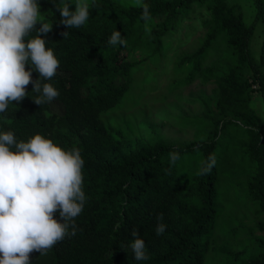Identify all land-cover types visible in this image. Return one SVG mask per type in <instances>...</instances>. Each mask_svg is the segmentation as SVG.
<instances>
[{
	"label": "trees",
	"instance_id": "16d2710c",
	"mask_svg": "<svg viewBox=\"0 0 264 264\" xmlns=\"http://www.w3.org/2000/svg\"><path fill=\"white\" fill-rule=\"evenodd\" d=\"M254 6L248 25L228 0H0V264H264ZM194 8L206 36L176 53ZM171 52V93L217 84L181 119L189 144L133 111ZM239 203L256 217L233 215Z\"/></svg>",
	"mask_w": 264,
	"mask_h": 264
},
{
	"label": "rangeland",
	"instance_id": "374dc122",
	"mask_svg": "<svg viewBox=\"0 0 264 264\" xmlns=\"http://www.w3.org/2000/svg\"><path fill=\"white\" fill-rule=\"evenodd\" d=\"M230 6L239 7L243 13L245 21L248 25L254 22L256 8L254 6V0H228ZM209 20V16L206 15L205 10L202 8H194L183 19L182 25L178 29L177 38L181 40H175L173 42V48L179 47L176 53L181 51L191 53L197 50L207 33L206 21ZM264 27L259 26L255 32L251 51L255 58H259L262 46L258 45L260 35L261 41L263 40ZM174 52L168 54L165 59L160 74V82L157 86V90L150 92L146 99L141 102L133 111L140 113L142 120L149 121L156 130L166 135L169 142L180 144H189L193 142V136L195 128H183L181 125V119L187 116H194L201 114L204 108L197 98L202 95H213L217 89V84L213 81L204 82L201 78H196L190 85L181 89L180 92L169 91V85L175 81L173 75V61L175 60ZM166 97L165 100H162ZM254 104L260 115L263 114V104L260 100L259 94L254 93L252 95ZM51 108L58 114L64 113V107L59 102H52ZM243 182H247V177H242ZM242 191L244 187H240ZM233 195V194H232ZM253 204L251 203V206ZM238 218L253 215L249 206L239 203L233 206L230 211Z\"/></svg>",
	"mask_w": 264,
	"mask_h": 264
}]
</instances>
